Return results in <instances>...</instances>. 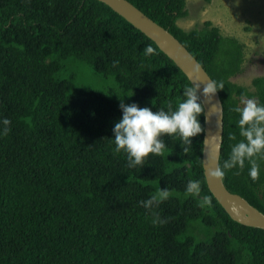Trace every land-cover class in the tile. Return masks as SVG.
I'll return each mask as SVG.
<instances>
[{"label": "trees", "instance_id": "16d2710c", "mask_svg": "<svg viewBox=\"0 0 264 264\" xmlns=\"http://www.w3.org/2000/svg\"><path fill=\"white\" fill-rule=\"evenodd\" d=\"M127 1L224 83L222 166L241 139L232 109L242 97L264 104V78L235 83L243 45L210 21L180 28L185 0ZM147 45L154 54H143ZM82 67L99 82H85ZM185 86L150 39L97 0H0V120L11 121L0 137V264H264V231L232 221L206 186L204 131L187 153L164 137V154L136 168L113 151L121 102L175 108ZM199 120L204 129V114ZM260 164L255 181L247 163L222 179L264 214ZM189 180L201 182L199 195L185 193ZM160 189L169 196L154 211L167 223L154 226L139 202ZM203 196L210 202L201 206Z\"/></svg>", "mask_w": 264, "mask_h": 264}, {"label": "clouds", "instance_id": "9594fccd", "mask_svg": "<svg viewBox=\"0 0 264 264\" xmlns=\"http://www.w3.org/2000/svg\"><path fill=\"white\" fill-rule=\"evenodd\" d=\"M154 53L155 49L151 45H147L143 50L145 56ZM223 89L222 81L209 80L202 92L200 86L193 83L191 86L183 88L182 99L176 103L175 108L170 102L166 110L161 108L156 112L147 107L141 108L135 103L121 102L119 107L122 117L114 124L112 130L114 138L110 139L114 144L113 151L117 154H124L129 168L143 166L150 156H162L167 147L164 137L178 138L183 153L189 152L192 149V138L199 136L204 131L199 120V117L205 112L204 101L211 103L216 93ZM241 105L232 109L239 116L237 126L241 139L229 145L230 151L227 158L223 161L222 166L209 171L210 177L222 178L227 171L242 170L247 163L249 166L248 176L254 181L259 178L260 161H264V104L255 98L242 97ZM219 112L220 108L213 104L212 115L218 116ZM10 126L9 119L0 120V137L9 134ZM221 138L215 137V139ZM228 139L230 141L237 140L234 134H230ZM237 174L239 173L237 172ZM200 190L201 182L199 180H189L185 187V193L188 195H199ZM168 196V189H160L158 194L139 202L151 213L154 226H162L167 223V220L161 218L154 209ZM209 202L210 197H201V206L207 205Z\"/></svg>", "mask_w": 264, "mask_h": 264}, {"label": "water", "instance_id": "95a60500", "mask_svg": "<svg viewBox=\"0 0 264 264\" xmlns=\"http://www.w3.org/2000/svg\"><path fill=\"white\" fill-rule=\"evenodd\" d=\"M150 39L186 76L190 84H198L201 92L212 80L197 59L165 28L157 24L127 0H97ZM203 100V97H202ZM213 104L220 108L218 116L212 115ZM204 138L202 169L206 186L230 219L242 226L264 231V214L243 197L227 190L222 178L210 177L209 171L219 166L223 143V105L219 93L212 102L204 101ZM222 137L215 139V137ZM219 145V147H217Z\"/></svg>", "mask_w": 264, "mask_h": 264}, {"label": "rangeland", "instance_id": "374dc122", "mask_svg": "<svg viewBox=\"0 0 264 264\" xmlns=\"http://www.w3.org/2000/svg\"><path fill=\"white\" fill-rule=\"evenodd\" d=\"M187 16L177 24L190 31L206 21L220 29L222 36L243 45V73L233 81L251 88L255 78H264V0H185ZM85 82H99L90 69L82 67ZM78 73V72H77Z\"/></svg>", "mask_w": 264, "mask_h": 264}]
</instances>
